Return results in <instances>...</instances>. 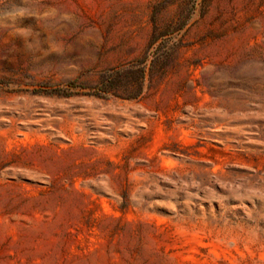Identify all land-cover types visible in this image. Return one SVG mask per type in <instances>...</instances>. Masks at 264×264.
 <instances>
[{
    "label": "rangeland",
    "instance_id": "obj_1",
    "mask_svg": "<svg viewBox=\"0 0 264 264\" xmlns=\"http://www.w3.org/2000/svg\"><path fill=\"white\" fill-rule=\"evenodd\" d=\"M0 264H264V0H0Z\"/></svg>",
    "mask_w": 264,
    "mask_h": 264
},
{
    "label": "trees",
    "instance_id": "obj_2",
    "mask_svg": "<svg viewBox=\"0 0 264 264\" xmlns=\"http://www.w3.org/2000/svg\"><path fill=\"white\" fill-rule=\"evenodd\" d=\"M102 91H105L106 89H101Z\"/></svg>",
    "mask_w": 264,
    "mask_h": 264
}]
</instances>
